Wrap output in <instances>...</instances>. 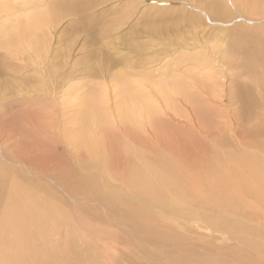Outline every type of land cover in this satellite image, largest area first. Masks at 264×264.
I'll use <instances>...</instances> for the list:
<instances>
[{"label":"rangeland","instance_id":"obj_1","mask_svg":"<svg viewBox=\"0 0 264 264\" xmlns=\"http://www.w3.org/2000/svg\"><path fill=\"white\" fill-rule=\"evenodd\" d=\"M129 1L76 0L72 5H74V8L77 7L73 8V10L69 9L70 6L65 3H61L62 6L57 5L59 9L52 8V6L49 9L42 7L41 14L46 13H44V16L41 15L37 28L41 36L40 51H38L35 60H32L31 57L30 59L28 58L30 55L28 52L25 55V63L24 61L21 62L22 71L19 74L22 78L21 84L15 82V78L9 71L0 69V94L6 96L9 100L6 118L14 120L13 122L8 121L7 126V129L11 128L10 130L12 131L8 130V132L6 130L5 132L8 155L10 160H12L8 161L7 164L8 169L10 168L11 170H9L10 172L8 171L10 176L7 175L9 180L14 179V176L30 175L21 164L13 161V158L17 157V149L21 147L20 145H23L30 138L37 139L38 137L37 140L48 138V144L50 143V145H47L49 146L48 149L50 148L55 154L58 153L57 155H66L68 158L66 166H71L73 173L60 171L63 174L58 173V177L54 176V178H59V174L61 176L70 175L69 177L75 181L76 177L84 176V173L93 175L92 186L88 188V191L99 194L92 196L91 199H98L101 195L107 198L115 195L118 198L117 208H122L123 212L122 218L117 222L110 221L103 214L101 218H96V220H91L90 218L84 221L81 219L77 220V216L82 213L74 209L69 212V208L64 206L66 204L63 201V197L59 198V195L60 197L62 196V191H60L59 187L63 185L60 179H54L55 183L58 184L60 182L58 184L60 186L54 188L56 186L53 183L54 181L50 182L47 180L45 182L46 180L41 179L38 175H30V177H34L38 181L39 186L41 184V187H36L35 198L41 197L43 199L42 197H44V200L47 198L51 205L59 207L66 212H63V214L62 212L57 213L58 216L55 215L57 217L55 222L49 219L41 221L39 225L43 226V234L40 233L28 245L26 255L23 254V257L16 258L12 257L13 261L11 263L181 264L178 261H180V257L182 259L183 254H181L182 256L179 255V251L182 248L191 247L188 251H185V256L192 259L190 264H197L196 262L200 259L206 264H231V253L240 250V244H236V241L233 242L231 239L228 241L220 237L216 239L213 237L214 234H212L214 240L203 236L202 233L205 231V233H208V230L196 229L194 227L195 218L186 220L187 217H181L180 213H182L183 209L179 207L182 206H177V208L171 205L161 208L157 204V206H143L141 200L146 199V197L137 198L138 204L133 200H131L132 205L127 203L126 198L130 199L129 197L132 198L133 195L127 189V185H129L130 173H134L135 177L137 173L138 183L146 180L150 182L154 190H162L158 194L155 193V197H160L159 195L167 191V193L172 192V195L182 198L184 206L188 205L194 209H202L206 212L208 211L207 208H212L214 204L220 206L227 202L229 205H234L235 200L237 201L231 195L230 187L227 184L230 166L234 164L238 165L239 168L240 166L243 168L244 161L246 162L248 159L247 164H257L256 168L261 170L264 163V0H233L232 4L229 0H224L228 5V13L225 16L211 14L203 6V0H135V5L131 7L125 6ZM46 2L50 6L52 0H46ZM64 5L66 9L68 5L67 10H65V7L62 10ZM46 18H49L50 21ZM208 18L212 22H208ZM216 43H219L220 46L217 49H212V46ZM48 44L50 45L49 47H47ZM181 54L188 56L201 54V56L208 59V62L210 60L216 74V83L208 85L211 90L209 95L192 93L193 95H190V97L195 99L194 103L187 100L185 94L177 95L173 93L172 96L167 94L169 98L167 97L164 100L153 96L152 103L155 104V108H158L152 118L155 121L153 122L156 129L142 131L139 127L134 129V126H132L129 128H132V130L127 129L128 132L119 130L120 140L117 151L121 155L119 159L122 158L121 160L123 161L121 162L120 160L121 169L116 177L107 176V173L112 174L108 170V168L112 170V164L108 163L106 165L110 160V156H108L110 150L106 149L107 146H105L104 142H101L100 149V154L104 155L103 160L99 156L98 159L92 161L88 156L82 154L81 150H77L74 147H71L70 150L68 149L69 147H66L68 144L64 146L63 138L65 131H67L65 129H69L72 126L68 121L74 118L63 102L67 97L65 92L71 93L77 87H81V91L85 88L91 87V89H94L95 87L99 88V90L105 89L110 99L114 95L113 90L115 87L121 85L118 83L121 81H115L114 75L125 76L128 72H136L140 76L127 79L138 81V79L141 80L145 76L139 72H149L148 79L153 82H159L160 73L166 68L165 66L173 67L172 65L178 61ZM186 58L188 59L189 57ZM11 63L13 65L17 64L16 61H11ZM33 68L35 71H33ZM44 70L47 71L45 72ZM43 79L44 81H42ZM165 79H168V77ZM102 81L106 82L103 84ZM129 81L126 82L127 86L134 83ZM31 83L35 84L32 85ZM145 84L147 86L148 83ZM146 86H143V88ZM204 86H206V89L207 85ZM46 87L49 89L47 90ZM199 87L203 86L200 85ZM19 88L21 90L17 95H14V90ZM238 88L242 89L243 93H240ZM140 89L143 92L141 87ZM194 89L190 87V90L193 91ZM21 92L22 96L19 98L18 95ZM25 92L29 96H26ZM144 92L146 97H152L149 95L151 90L148 87L145 88ZM24 94L25 96H23ZM57 97H59L58 100L56 99ZM17 98L20 100L17 101ZM13 102L15 103L13 104ZM53 104L56 108H54ZM166 107L171 109L169 110ZM34 111L39 114L43 113V115L40 114L41 116L38 115L40 119L37 118L35 120L37 115L33 117ZM25 112L26 118L24 117ZM29 112L31 113L29 114ZM51 113H53L52 116H54L55 122L58 123L56 129L37 132L36 129L39 128L38 126L41 127L40 123L44 121L41 118L47 117ZM15 115L16 117L19 115L20 119L18 116L17 120H15ZM174 115L176 116L174 117ZM163 117L166 119H162ZM38 119L39 122L37 121ZM158 123H160V127H157ZM177 124L178 126H176ZM31 128L35 131L31 130V132ZM105 130L107 129H101L99 132L104 136V140H107V131ZM99 132L97 131L94 134H99ZM110 132L113 131L110 130ZM14 134L16 137L18 136L17 139ZM173 134L179 137L181 134L182 139L189 142L204 141L210 150H213L207 159L210 162L206 163L209 166V170H211L205 171V169L200 167L199 162L195 163L188 158H186L187 162L185 158L177 155L178 150L176 149L165 148L171 146L169 143L171 139L170 141L168 139L172 138ZM208 135L210 136L208 137ZM23 156L21 158H24ZM177 156L181 158L178 159ZM86 161H88L87 164L89 163L87 166ZM191 169L193 170L191 171ZM196 176L197 180H195ZM190 178L191 180L193 178L194 181L188 180ZM191 183L192 186H190ZM45 190H47L48 194ZM154 190L153 192H155ZM218 190L221 193L218 196L221 198L216 195ZM240 191H244L243 184H241ZM9 193V190L5 189L1 196L4 201L0 197V232L5 227H10L13 230L21 228H13V215L3 214L6 196ZM33 199L30 197L29 200ZM211 199H214V201ZM209 200H211L210 203ZM107 208H112L115 213H118L114 207ZM85 211L87 210L85 209ZM210 211L212 210L208 212ZM8 217L11 219H8ZM240 218L238 217L236 220L242 222L244 219ZM122 223L128 225V229H123L121 225H117ZM239 224L242 225V223ZM24 229L27 230L26 228ZM152 231H157L161 239L166 237L164 239L167 241L165 242L166 247L170 250H164L156 240H153L155 242L150 244V246L144 242L143 238L133 234L134 232L143 237H151ZM14 246L10 245L8 247L10 251L13 250V255L17 251L16 247L19 250L23 249L22 244ZM1 258L0 264H8L4 258H2L4 261ZM182 264H188V261Z\"/></svg>","mask_w":264,"mask_h":264},{"label":"bare ground","instance_id":"obj_2","mask_svg":"<svg viewBox=\"0 0 264 264\" xmlns=\"http://www.w3.org/2000/svg\"><path fill=\"white\" fill-rule=\"evenodd\" d=\"M49 1H51V0H49ZM175 1H181V0H175ZM229 1L231 4L233 3V0H229ZM75 2H76V0H54V1L52 0V2H50V6H49V4L46 2V0H0V69L5 70V71H9L11 73V75L15 78L14 79L15 82H17V83L22 82L21 81L22 78L19 74H21V71H22L21 62H23L24 59L26 58L25 55L28 52L30 54L29 56L27 55L28 58L30 59V57H31L32 60H35L37 58L38 51H40L39 49H40V45H41L40 44L41 43V36H40V32H38L37 28H38V22L40 21L41 15H42L41 14L42 7L44 9H47V8L49 9L52 6V8L54 7L55 9H59V8H57L58 7L57 5L62 6L61 3L68 4L71 7V5ZM203 2H204L203 6H205L207 8V10H209L211 12V14H213V15L216 14V15H220V16H225L228 13V7H227L228 5L226 4V2L224 0H203ZM135 4H136L135 0H130L129 2L126 3L125 6L131 7ZM68 5H67V9H68ZM73 6L74 5H72L71 8L69 7V9L73 10V8H74ZM64 7H65V5L63 6V9L62 8L61 9L64 10ZM67 9L65 7V10H67ZM198 10L203 12L201 9H198ZM44 13H46V12H44ZM44 13L42 16H44ZM203 13H205V12H203ZM47 15H49V14H47ZM51 15H50V17H51ZM49 18H46V19H49ZM48 21H50V19ZM208 22H212V20H210L208 18ZM51 26L53 27V25H51ZM52 27H51V30H52ZM47 31H48V29H47ZM51 33H53V32H51ZM52 36H54V35H52ZM49 46L50 45L48 44L47 47H49ZM219 46H220V44L216 43L212 46V49H217ZM185 54H187V53H185ZM185 54H181L179 56L178 61L176 63H174V65H172L173 67H168L167 65L165 66L166 68L164 70H162V72L160 73V79H159L160 81L158 80L159 82L150 81L148 79L149 72L148 73L147 72H139V73L144 74L145 76L141 80L137 78L138 81H136V80L131 81L130 79H127V78H132L134 76H136V77L140 76V75H137L136 72H132V73L128 72L127 75L125 74V76H122L120 74L114 75L113 78L115 79V81H121V82H118L121 85H117L115 87V89L113 90L114 95L112 98L110 97V99H109V96H108L105 89L99 90V88H95V87H94V89H91V87H89L87 89L85 88L82 91L80 90L81 87H77L71 93H69L68 91L65 92L67 97L64 100L63 99L62 100L65 103V107L67 108V110H69L71 115L74 116V118L68 121V123L71 124L72 126L71 127L69 126L70 127L69 129H65L67 131L64 130L65 131V134H64L65 136L63 138L64 139L63 142H65L64 146L68 144V146H66V147H69L68 149H70V150H71V147H74L77 150H81L82 154H85V156H88L93 161L94 159H98L99 156H100V159L103 160L104 155L100 154V151H101L100 149H101V142H104L105 146L108 147V148L106 147V149L110 150V154H108V156H110V160L108 159L109 162H107L106 165L108 163H110V165L112 164V170H110V168H108V166H107L108 170L112 173V174L107 173V176L108 177H116V175H118V173L121 169L120 160L122 159V158L119 159V156H121V155L117 151V148L119 146V140H120V135L118 133L120 131L128 132L127 129L132 130V128L129 129L132 126H134V129L139 127V129L142 131L146 130V129L147 130L156 129L154 127L155 121L152 118H153V115L155 114V111H157L156 109H158V108H155L154 107L155 104L152 103L153 96H157V98L159 97L162 100H164V99H167L168 95L172 96L173 93L177 94V95L178 94H185L187 97L186 99L190 100V101H192V103H194L195 99L190 97V95H193L192 93H198V94L204 93V94L209 95V93L211 91L209 89L210 88L209 86L212 85L213 83H216V74L214 72V69H213V66H212L210 60L208 62V59L201 56V54L200 55L192 54L189 56L185 55ZM186 57H189V58L187 59ZM11 61H16L17 64L13 65L11 63ZM24 63H25V61H24ZM29 65L33 66L34 64H29ZM35 66H37V65H35ZM169 68H171V69H169ZM41 69H43V68H41ZM174 69H178V70H174ZM31 71H32V69H31ZM33 71H35V69ZM126 72H127V70H126ZM178 72H180V73H178ZM174 74H176V75H174ZM38 75H39V73H38ZM166 77H168V79H165ZM176 77H177V79H176ZM54 78H53V80H54ZM38 79H39V77H38ZM72 79H73V77H72ZM153 80H154V78H153ZM42 81H44V79ZM107 81L109 82V80H107ZM128 81L130 83H132V82H134V83L127 86L126 82H128ZM95 82L100 84L98 81H95ZM104 82H106V81H104ZM104 82H103V84H104ZM141 83L142 84L148 83V84L146 86V84L142 85ZM34 84L35 83H33L32 85H34ZM45 84H46V81H45ZM98 84H96V85H98ZM54 85H53V87H54ZM200 85H202L204 88L199 87ZM204 85H207L206 89H205L206 86H204ZM143 86H146L151 90L149 95H151L152 97H150V96L146 97L145 92H144L146 87L143 88ZM29 87H31V86H29ZM50 87H52V86H50ZM64 87H65V84H64ZM140 87L143 89V92H141ZM190 87H193L195 89L192 91V90H190ZM105 88H106V86H105ZM46 89H47V87H46ZM20 90H21L20 88L17 90H14V95H17ZM241 90L242 89L238 88V91L240 93H243ZM21 94H22V92L19 93V95H18L19 98L22 96ZM27 95L28 94L26 93V96ZM23 96H25V94ZM175 97H177V96H175ZM177 98H179V97H177ZM56 99L58 100L59 97H57ZM203 99H205V98H203ZM19 100L20 99L17 98V101H19ZM40 101L42 102V100H40ZM179 101H181V100H179ZM15 102H13V104ZM161 102H159V103H161ZM50 103H52V102H50ZM50 103H48V104H50ZM31 104H33V103H31ZM8 106H9L8 98L6 96H2L0 94V197L2 196V193L5 189L9 190L10 193H9V195L6 196V201L4 204L5 210L3 211L4 212L3 214H7V215L9 214V216H10V214L13 215V219H12L13 228H16V227H21V228L19 230H13L10 227L9 228L5 227L3 229V231L0 232V235H1L0 257L4 258L8 262V264H14V263H11L13 261L12 257L16 258V257H23L24 256L23 254L26 255L28 252V245L30 243H32L40 233L43 234V226L39 225L40 222L44 221V220H48V219L55 222L57 219L56 216H58L57 213L62 212V214H63V212H66V211H62L61 208H59V207H55V206L51 205V203L47 200V198L45 200H44V197H42L43 199H41V197L35 198L36 187L37 186L41 187V184L39 186L38 181L34 177H30V175L31 176H33V175L37 176L38 175V176H40L41 179L46 180L45 182H47V180H48L50 182L54 181L53 183H55L54 179H60V181L63 182V185L61 184L62 186L59 187L60 185H58V184H60V182L57 180V182H59V183L58 184L55 183L56 186L55 187L53 186V187L54 188L59 187L61 189L60 191H62L61 192L62 196L60 197V195L58 193H55V194H58L59 198L63 197V201L66 204L64 206H67L69 208V210H68L69 212L74 209V210L82 213L81 215L77 216V218H76L77 220L81 219L84 221L87 218H90L91 220H96V218L97 219L101 218L102 214L104 215V217H107V219H109L110 221H116L117 222L120 218H122L121 217V216H123V214H122L123 212L121 210L122 208L121 209L117 208V205H118V198H116L117 196L112 195L109 198H107L106 196L101 195L98 199H91L92 196H96L97 194H99V193L94 194V193L88 191V188L92 186L91 180L93 179V175H89L87 173H84L85 174L84 176L76 177L75 181L69 177L70 175L61 176L63 173H61L60 171H62V172L65 171L66 173H72V171H71L72 167L70 166L71 167L70 168V167L66 166L67 161H68V158L66 155H57L58 153L55 154V152L52 151L50 148L48 149L49 146H47V145H50V143L48 144V142H49L47 140L48 138L46 139V138L42 137L43 138L42 140H37L38 137H37V139L36 138L31 139L30 138L23 145H20L21 147H19L17 149V151H18L17 157L13 158L14 159L13 161L17 162L18 164H21L23 166V168L27 170V173H29L30 175L21 176V177L14 176V179L12 178L11 180H9L7 175L10 174V173H8L10 168L8 169L7 164H8V161H12V160H10L9 155H8V150H7L8 146H6V143H5L6 142L5 141L6 140L5 132H6V130L8 131L11 129L10 127H9L10 129H7L8 121L13 122L14 120H12L10 118H6ZM11 106H13V105H11ZM53 106H54V104H53ZM168 107H166V108H168ZM29 108H30V106H29ZM36 108H38V107H36ZM54 108H56V107L54 106ZM32 109H33V107H32ZM61 110H62V108H61ZM9 111H10V109H9ZM41 111H42V109H41ZM159 111H160V109H159ZM161 111L163 112L162 108H161ZM193 112H195V111H193ZM30 113L31 112H29V114ZM40 114L43 115V113H40ZM40 114L37 111H34L33 117H35L37 115L35 120L41 116ZM52 114L53 113H51V115L49 114V116H47V117L42 116L43 118H41V119H43L44 121L42 123H40V125H42V126L41 127L38 126L39 128L36 129L37 132L38 131L44 132V130L47 131L48 129L51 130L54 128L56 129V126L58 123L55 122L54 116H52ZM32 115H33V113H32ZM38 115H40V116H38ZM9 116H10V114H9ZM26 116L27 115L25 112L24 117L26 118ZM56 116H58V115H56ZM60 116H62V115H60ZM175 116L176 115H174V117ZM199 116H201V115H199ZM17 117L15 115V117H14V118H16L15 120H17ZM7 119H9V120H7ZM19 119H20V116H19ZM39 119L37 120L38 122H39ZM162 119H166V118L163 117ZM35 120H34V122H35ZM22 121H24V120L22 119ZM17 123H18V121H17ZM59 123H60V121H59ZM160 123L157 124L158 125L157 127H160L159 126ZM21 125H23V124H21ZM176 126H178V124ZM164 127H166V126H164ZM101 129L102 130L107 129V130H105V131H107V140H104V138H103L104 136H102L100 134L99 130H101ZM31 130L33 131V128H31L30 131ZM110 130L113 132H110ZM10 131H12V130H10ZM19 131H21V130H19ZM97 131L99 132L100 135L94 134V133H97ZM57 132H58V129H57ZM202 134H206V133H202ZM14 136H15V134H14ZM46 136H48V135H46ZM209 136L210 135H208V137ZM17 137H16V139H17ZM129 137H131V136H129ZM8 139H10V138H8ZM170 139H171V141H170ZM201 140H203V139H201ZM168 141H170L169 143L171 146L165 147V148L176 149V150H178V154H177L178 156H182L185 159L188 158L189 160L191 159L195 163L199 162V165H200V167H202V169H205V171L209 170V166L206 163L210 162V161H207V159L210 156V152L213 150H210V148L208 147V145L206 143H204V141H197V142L185 141V139H182L181 134H180V137L174 135L172 138H169ZM21 142H23V141H21ZM13 143H15V142H13ZM11 144H9V145L11 146ZM13 147H14V145H13ZM13 150H14V148H13ZM22 156L24 158H21ZM60 156H61V158H60ZM108 156H107V158H108ZM88 157H86V158H88ZM11 158H12V156H11ZM179 158H181V157H178V159ZM90 159H89V162H90ZM247 160H246V162L244 161V167L243 168L240 166L241 169L238 167V165L236 166L232 163L233 165L230 166V169L228 172L229 174L227 177V184L230 187L231 195L235 199H237V201L235 200L234 205H229L227 202L223 203L220 206H218V204H214L212 206V208H207L208 211L209 210H212V211H210V212L206 211L205 212L202 209L197 210V208L194 209L188 205L184 206V204H183L184 202L181 200L182 198L180 199L179 197L172 195V192L167 193L168 192L167 191V192L159 195L160 197H155L154 196L155 193L158 194L162 190L161 191L154 190L153 186L151 187L150 182H148L146 180L138 183L137 182V173H136V177H135L134 173H130V175H129L130 180L128 179L129 185H127V189L130 192H132L133 195H132V193L129 192L132 195V198L131 197H129L130 199L126 198L127 203H130L132 205L131 200H133L135 203L137 202V204H138L139 201L137 200V198L140 199L141 197H146V199L141 200L142 201L141 204L143 206H145V205L146 206H154L156 204L161 208H166L168 205H171V206L176 207V208H177V206H182V207H179L180 209H183L182 213H180L181 217H187L186 220H190L192 218H195L194 227L196 229L200 228V229L208 230L207 231L208 233H205L206 231L204 233H202L203 236H207L210 238L215 237L216 239L218 237H220L225 241H226V239H227V241L229 239H231L233 242L236 241V244H240V250H238L234 253H231V256H230L231 264H264V163H263V167L260 170V168H256L257 164H255V165L254 164H252V165L247 164L248 163ZM122 161L123 160H121V162ZM255 161H256V159H255ZM87 162L88 161L85 162L86 166L89 165V163L87 164ZM187 162H188V160H187ZM69 163H70V165H72L71 162H69ZM189 164H191V163H189ZM94 166H96V165H94ZM211 167H213V166H211ZM222 167H224V166H222ZM185 168H186V166H185ZM182 169H183V167H182ZM192 170L193 169H191V171ZM186 172H188V171L186 170ZM58 173L61 174V175L59 174V178H54V176L58 177ZM195 173H196V171H195ZM192 176H194V175H192ZM181 177H180V179H181ZM187 177H188V175H187ZM195 178H196L195 180H197V176ZM182 179H184V178L182 177ZM208 179H211V178H208ZM188 180L192 181L193 178H192V180H191V178ZM196 183H198V182L196 181ZM201 183H202V181H201ZM241 184L244 185V191L243 192L240 191ZM46 185H47V183H46ZM185 185H186V182H185ZM190 186H192V183ZM42 187H43V185H42ZM153 190L155 192H153ZM164 190H166V189H164ZM46 191L47 190H45V192ZM46 193H45V196H46ZM5 194H6V191H5ZM180 194H181V192H180ZM220 194L221 193L218 190L216 195L218 196ZM39 195H42V194H39ZM86 196H88V197H86ZM30 197H32L34 199L29 200ZM84 197H86V198H84ZM218 197L221 198L220 196H218ZM1 199H2V197H1ZM49 200H50V197H49ZM211 200L214 201V199H211ZM211 200H209V203ZM3 201H2V203H3ZM49 206H51V207H49ZM107 207H114L118 213H115L114 209L107 208ZM85 209L87 211H85ZM98 213H99V215H98ZM156 214H157V212H156ZM3 216H5V215H3ZM3 216H2V218H3ZM238 217L239 218L241 217L244 220H242V222H239V220H236V219H238ZM9 218L10 217H8V219ZM239 223H242V225ZM5 225L7 226L8 224H5ZM117 225H119V226L121 225L123 229H128V225H126V224L122 223V224H117ZM0 226H1V224H0ZM55 227H56V224H55ZM24 228H26L27 230H25ZM187 230H188V228H187ZM133 234L138 236V237L143 238L144 242L148 243L149 245L155 242L153 240H156L157 243H160L159 246H161L164 250H170L168 247H166L165 242H167V241L164 240V239H166V237H164V239H161L159 236L160 234L157 231L156 232L152 231L151 237H143V236H140L138 233L136 234L134 232H133ZM212 234H214L213 237H212ZM213 240H214V238H213ZM20 244L23 245L22 246L23 249L21 248L22 250H19L16 247L17 245H20ZM10 245H15L14 247H16L15 249L17 251L14 253V255H13V250L10 251L8 249V247ZM155 246H157V245H155ZM194 246H196V245H194ZM136 247H137V245H136ZM190 248L191 247H187L185 249L182 248L179 251V255L183 254V257H182V259L180 257V261H178V263L182 264V263H185L188 261V264H190L192 259L185 256V251H188ZM178 249H180V248H178ZM216 253H217V251H216ZM2 258H1V260H3ZM8 258H9V260H8ZM196 263L197 264H206V262H204L201 259L199 261H197ZM207 264H209V263H207Z\"/></svg>","mask_w":264,"mask_h":264}]
</instances>
